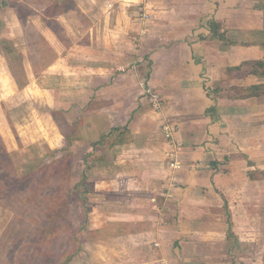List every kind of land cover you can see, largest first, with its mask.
Here are the masks:
<instances>
[{"label": "crops", "instance_id": "obj_1", "mask_svg": "<svg viewBox=\"0 0 264 264\" xmlns=\"http://www.w3.org/2000/svg\"><path fill=\"white\" fill-rule=\"evenodd\" d=\"M81 1L80 29L70 32L62 22L70 45L41 70L58 85H38L22 52L28 84L47 92L44 101L62 111L69 132L81 115V139L68 148L75 157L112 126L127 123L132 135L99 150L106 160L88 172L89 227L119 222L128 231L85 240L74 258L232 264L225 200L230 233L252 244L238 258L264 264V95L236 98L230 89L264 82L242 65L260 59L264 46L241 44L264 41L263 0ZM139 7L149 13L145 21ZM209 21L239 44L210 37ZM146 86L160 95V108L151 105ZM90 100L104 104L80 112ZM166 152L177 155L180 167L169 166Z\"/></svg>", "mask_w": 264, "mask_h": 264}, {"label": "trees", "instance_id": "obj_2", "mask_svg": "<svg viewBox=\"0 0 264 264\" xmlns=\"http://www.w3.org/2000/svg\"><path fill=\"white\" fill-rule=\"evenodd\" d=\"M29 1V3L43 4L45 20L53 25L56 39L66 49L70 41L57 17L71 12L79 13L77 1ZM11 5L18 10L17 0H11ZM208 24L210 37L218 38L225 45L239 44L237 40L227 38L225 32L219 30V24L214 21H209ZM28 44L32 51L26 52L25 60L30 63L34 73L45 69L59 55L58 50L42 35ZM241 44L264 46V41ZM242 65H247V73L264 77V57L245 61ZM230 89L233 91L232 96L236 98L264 95V82L248 86H231ZM214 90L217 92L220 88L216 87ZM103 104L104 102L90 100L80 112ZM80 118L81 115L72 124L73 131L63 135V145L54 150L63 153L57 157L52 155L50 160L43 161L44 163L24 174L17 172L0 134V169L4 168L6 173V176L0 178V200L2 199L1 206L12 212L0 233V256H2L0 264H68L81 251L83 241L121 235L128 231L127 226L119 222H108L99 228L89 227L88 213L91 206L88 199L93 192L94 181L88 179L84 169L75 176V168L80 163L87 168L89 162L106 160L104 153H95L96 151L111 150L115 145L127 143L132 137L128 124L112 126L91 142V151L85 152L81 157H75L68 148L73 140L81 139L78 127ZM220 195L224 199L223 194ZM72 201H78L81 206V217L77 225H73L68 219ZM223 208L228 224L227 238L233 239L232 264H242V260L238 257L240 254L244 255L245 250H250L252 244L239 242L230 233L232 222L225 200ZM3 249L4 256L1 252Z\"/></svg>", "mask_w": 264, "mask_h": 264}, {"label": "rangeland", "instance_id": "obj_3", "mask_svg": "<svg viewBox=\"0 0 264 264\" xmlns=\"http://www.w3.org/2000/svg\"><path fill=\"white\" fill-rule=\"evenodd\" d=\"M17 2H19L18 10L11 5V0H0V132L2 131L5 136L4 138L1 135L17 172L24 174L44 163L43 161L50 160L52 155L57 157L63 153L54 150L63 145L61 137L70 129L62 111L53 109L51 102H49L50 106L44 101L43 98L48 97L47 92L28 84L27 72L30 69L25 70L22 55L24 51H32L28 42L38 39L41 35L57 50L64 51L62 43L56 39L53 25L44 18L43 4L29 3V0H17ZM77 3L82 4V1L78 0ZM260 6H263L261 9L264 10V0ZM80 18L79 13L71 12L60 17L59 22L62 26L64 22L70 32H75L80 29ZM63 29L65 30L64 26ZM263 57L264 55L260 58ZM34 74V80L38 78L37 83L42 87H51L60 83L54 81L48 74L41 73V70ZM95 163V161L87 163V168L80 163L75 168V176L82 169L86 171L87 176L90 174L88 172L97 171ZM4 176L6 173L2 168L0 178ZM88 177L93 181L92 177ZM1 202L2 199L0 200V233L12 215L11 211L1 206ZM69 208L68 219L73 225H77L81 217V206L78 201H72ZM1 252L4 256L5 250ZM51 262H53L52 258ZM81 263L85 264L84 260L77 256L68 264Z\"/></svg>", "mask_w": 264, "mask_h": 264}, {"label": "built area", "instance_id": "obj_4", "mask_svg": "<svg viewBox=\"0 0 264 264\" xmlns=\"http://www.w3.org/2000/svg\"><path fill=\"white\" fill-rule=\"evenodd\" d=\"M138 11H139L138 12L139 19L145 21L148 18L149 13H147V11L143 7H139ZM144 90H145L146 94L148 95V99H149L151 105L155 109L160 108L161 104H162L160 95L157 92H155L149 86H146L144 88ZM164 130H165V136L166 137H170L169 127L164 126ZM166 153H167V156L169 157V166L171 168L180 167L181 164H180V161H179L177 155L175 153H173V152H166Z\"/></svg>", "mask_w": 264, "mask_h": 264}]
</instances>
